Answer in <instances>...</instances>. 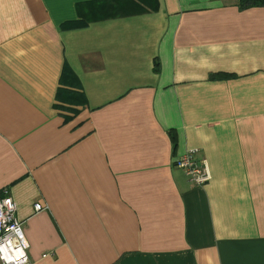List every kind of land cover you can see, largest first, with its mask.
I'll return each instance as SVG.
<instances>
[{"label":"crops","instance_id":"crops-1","mask_svg":"<svg viewBox=\"0 0 264 264\" xmlns=\"http://www.w3.org/2000/svg\"><path fill=\"white\" fill-rule=\"evenodd\" d=\"M1 192L28 264H264V5L0 0Z\"/></svg>","mask_w":264,"mask_h":264},{"label":"built area","instance_id":"built-area-1","mask_svg":"<svg viewBox=\"0 0 264 264\" xmlns=\"http://www.w3.org/2000/svg\"><path fill=\"white\" fill-rule=\"evenodd\" d=\"M199 149L190 150L175 163V167L182 170L194 185L204 186L210 181L211 172L206 159L199 158ZM9 193H0V262L1 264H28L30 257L27 253L29 244L24 237L23 224L15 217L17 206L9 197ZM44 210L43 205L37 203L34 211Z\"/></svg>","mask_w":264,"mask_h":264},{"label":"trees","instance_id":"trees-1","mask_svg":"<svg viewBox=\"0 0 264 264\" xmlns=\"http://www.w3.org/2000/svg\"><path fill=\"white\" fill-rule=\"evenodd\" d=\"M241 7H255V6H263L264 0H240Z\"/></svg>","mask_w":264,"mask_h":264}]
</instances>
